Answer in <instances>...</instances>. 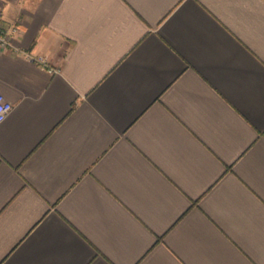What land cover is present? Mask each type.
<instances>
[{
  "label": "crops",
  "instance_id": "obj_1",
  "mask_svg": "<svg viewBox=\"0 0 264 264\" xmlns=\"http://www.w3.org/2000/svg\"><path fill=\"white\" fill-rule=\"evenodd\" d=\"M0 11V264H264V0Z\"/></svg>",
  "mask_w": 264,
  "mask_h": 264
},
{
  "label": "built area",
  "instance_id": "obj_2",
  "mask_svg": "<svg viewBox=\"0 0 264 264\" xmlns=\"http://www.w3.org/2000/svg\"><path fill=\"white\" fill-rule=\"evenodd\" d=\"M2 11H0V21L2 19ZM19 32V26L17 24H0V52L7 50L11 45L14 36ZM38 62L43 66L47 67V58L38 57ZM50 72H57L58 70L48 67ZM12 109V103L6 100L2 95H0V123L5 119L7 114Z\"/></svg>",
  "mask_w": 264,
  "mask_h": 264
}]
</instances>
